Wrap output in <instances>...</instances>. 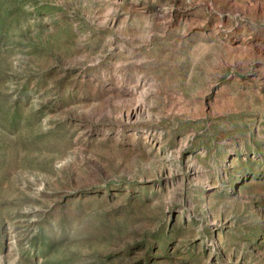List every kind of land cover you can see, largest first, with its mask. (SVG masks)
Returning a JSON list of instances; mask_svg holds the SVG:
<instances>
[{"label": "rangeland", "instance_id": "rangeland-1", "mask_svg": "<svg viewBox=\"0 0 264 264\" xmlns=\"http://www.w3.org/2000/svg\"><path fill=\"white\" fill-rule=\"evenodd\" d=\"M0 264H264V0H0Z\"/></svg>", "mask_w": 264, "mask_h": 264}]
</instances>
